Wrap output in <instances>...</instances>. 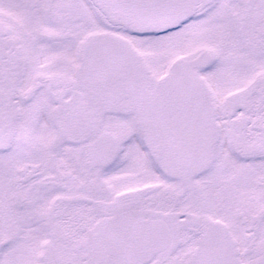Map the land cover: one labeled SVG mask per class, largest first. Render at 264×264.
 <instances>
[{
  "label": "snow or ice",
  "instance_id": "6c2138e0",
  "mask_svg": "<svg viewBox=\"0 0 264 264\" xmlns=\"http://www.w3.org/2000/svg\"><path fill=\"white\" fill-rule=\"evenodd\" d=\"M0 264H264V0H0Z\"/></svg>",
  "mask_w": 264,
  "mask_h": 264
}]
</instances>
